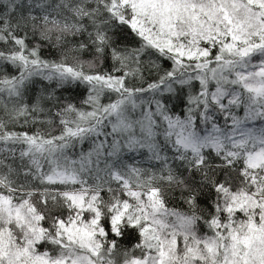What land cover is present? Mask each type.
<instances>
[{
  "label": "snow or ice",
  "instance_id": "1",
  "mask_svg": "<svg viewBox=\"0 0 264 264\" xmlns=\"http://www.w3.org/2000/svg\"><path fill=\"white\" fill-rule=\"evenodd\" d=\"M0 264H264V0H0Z\"/></svg>",
  "mask_w": 264,
  "mask_h": 264
},
{
  "label": "trees",
  "instance_id": "2",
  "mask_svg": "<svg viewBox=\"0 0 264 264\" xmlns=\"http://www.w3.org/2000/svg\"><path fill=\"white\" fill-rule=\"evenodd\" d=\"M129 39L130 40H135L136 38L132 34L129 33ZM43 55L51 56V57H57L58 56V52L55 49L46 48L45 51L43 52ZM165 67H167V65H165ZM9 71H11V69H9ZM41 88H42V85L39 82H37L34 86H32V90L30 91L29 96L31 97L33 95H39ZM64 95L65 96H71L75 100L79 101V100L83 99L84 89L83 88L74 89L71 92H65ZM102 102H106V101H102ZM241 114H242V112H241ZM138 159H140V158L138 157ZM143 160H144V165L143 166H148V164L151 163V162L147 161L146 157L143 158ZM134 242L135 241H133V243ZM124 243L128 247L131 246V244H129V242L127 240L124 241Z\"/></svg>",
  "mask_w": 264,
  "mask_h": 264
}]
</instances>
